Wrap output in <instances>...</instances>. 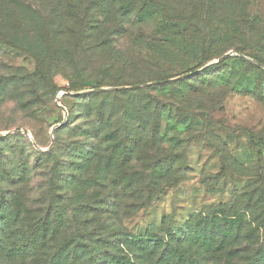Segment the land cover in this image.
I'll return each instance as SVG.
<instances>
[{
	"label": "rangeland",
	"instance_id": "obj_1",
	"mask_svg": "<svg viewBox=\"0 0 264 264\" xmlns=\"http://www.w3.org/2000/svg\"><path fill=\"white\" fill-rule=\"evenodd\" d=\"M249 189L264 0H0V264H105L192 216L244 215Z\"/></svg>",
	"mask_w": 264,
	"mask_h": 264
},
{
	"label": "trees",
	"instance_id": "obj_2",
	"mask_svg": "<svg viewBox=\"0 0 264 264\" xmlns=\"http://www.w3.org/2000/svg\"><path fill=\"white\" fill-rule=\"evenodd\" d=\"M66 108L70 110V107L66 106ZM111 139L106 138V140ZM160 175L161 173H158V177ZM157 179L162 180L163 177ZM235 199L231 203L232 205L246 203L248 211L244 215H239L236 212L232 215H225L223 212H219L208 218L192 216L181 232L174 233L169 239L149 236L130 238L126 244L129 248L124 247L123 244L125 253L112 260H107L105 264H147L146 260L157 256L159 247L164 248L159 264H204L205 257L221 254L230 259L227 264H264V193L258 189L256 191L249 189L242 195H236ZM251 211L254 218L246 222L245 214L250 215ZM55 221L56 228H58L61 217L55 218ZM245 226L249 229L244 237L242 234ZM242 241L248 242L251 247L241 249L239 243ZM183 246L189 250L197 251L196 255L200 257L201 262H189L179 255L178 251ZM129 250H133L135 253L131 254ZM62 258L63 256L55 257L50 264H61ZM212 259L217 260V258Z\"/></svg>",
	"mask_w": 264,
	"mask_h": 264
},
{
	"label": "water",
	"instance_id": "obj_3",
	"mask_svg": "<svg viewBox=\"0 0 264 264\" xmlns=\"http://www.w3.org/2000/svg\"><path fill=\"white\" fill-rule=\"evenodd\" d=\"M224 58H225V57H224ZM59 126H60V125H59ZM59 126H58V127H59ZM26 136H28V135H26ZM51 142H53V138H51Z\"/></svg>",
	"mask_w": 264,
	"mask_h": 264
}]
</instances>
